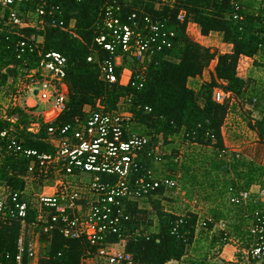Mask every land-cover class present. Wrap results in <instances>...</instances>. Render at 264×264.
<instances>
[{
    "label": "trees",
    "instance_id": "1",
    "mask_svg": "<svg viewBox=\"0 0 264 264\" xmlns=\"http://www.w3.org/2000/svg\"><path fill=\"white\" fill-rule=\"evenodd\" d=\"M233 2L234 0H50L52 5L61 10V16L54 17L56 22L61 20L65 25L73 22V34L48 26L43 31L24 29L22 33L26 37H41L40 49L43 53L57 52L67 60L64 79L67 88L65 109L53 125L73 126L76 120L83 122L87 118L85 110L88 107L95 110L99 104L104 112H112L117 104L130 100L129 111L133 115L135 131L150 138L152 143L158 144L160 138L166 143L169 137L183 132L185 139L191 144L212 149V160L221 161L220 164L224 167L223 172L219 169L214 172L224 178L233 176L231 180H227L228 188L233 186L246 189L253 182L259 184L260 181H256V178H261L262 175L264 178V167L246 164L242 159L219 158V152L225 149L221 129L230 105L228 102L215 103L212 100L213 89L219 88L231 93L234 99L244 100L247 81L237 76L239 61L243 57L264 55V0L259 1L260 6L256 10L241 5L236 13ZM109 6L118 9L116 15L122 24L128 23V18L135 15L137 20L148 18L151 22L163 24L174 33L171 48L153 55L143 64L124 59L122 66L116 69L117 77L122 69H129L133 83L138 82L135 80H139L137 77L142 73L141 89H137V86H121L118 82L109 84L100 77L99 62L114 58L95 42L103 30L104 11ZM180 13L184 15L182 21L178 20ZM235 14L237 19H234ZM189 23L195 24L203 37L212 33L220 34L222 43L231 46V51H213L193 41L186 32ZM16 39L15 35L0 33L2 85L8 78L15 80L18 76L20 63L16 60ZM88 57L93 58L91 63L87 62ZM35 62L36 56L30 57L27 69H33ZM212 62L215 63L209 81L198 91L188 88V80L202 76ZM9 114L18 118L17 125L12 127L24 150L38 153L51 151L46 143L47 125L43 124L42 119H35L18 109L11 110ZM32 122H40L37 134L28 131ZM263 124L264 120L248 122L247 126L256 133L259 143L264 147ZM10 127L9 123L0 119V132ZM175 159L176 157L172 160L174 168L177 166ZM28 162L24 156L8 151L6 140L0 139V187H6L11 192H23ZM230 167L232 171L229 170ZM43 182L44 178L36 177L31 192L39 191ZM162 194L159 191L158 197ZM151 202L156 219L153 231L148 230L151 222L147 223L148 227H143L142 215L147 214V211L139 209L135 203H127L123 210L127 220L121 219V237L109 236L107 241L116 244L124 240V252L131 255L135 264H167L182 260L193 243L196 215H172L162 210L158 199ZM33 217L34 214H30L28 222ZM179 220L182 224L178 227V234L171 235L172 227ZM136 231L139 236L134 237L132 234ZM20 233L21 225L18 222L0 221V264H16L14 258ZM143 234H148V238ZM40 242L48 246L43 249L38 264H81L89 254L93 255L98 249L83 240H67L57 232L41 237ZM21 264H28L25 255Z\"/></svg>",
    "mask_w": 264,
    "mask_h": 264
},
{
    "label": "built area",
    "instance_id": "2",
    "mask_svg": "<svg viewBox=\"0 0 264 264\" xmlns=\"http://www.w3.org/2000/svg\"><path fill=\"white\" fill-rule=\"evenodd\" d=\"M246 1L234 0V12L239 11L241 3ZM116 12L118 9L112 6L105 8L103 30L95 40L98 47L114 56L99 62L100 77L109 84L118 82L121 86L141 89L142 73L137 77L139 80H135L138 82L133 83L129 69H122L119 77L116 69L122 66L124 59L143 64L153 55L171 48L174 33L148 18L137 20L135 15L128 18V23L122 24ZM56 15L61 16V10L50 0H0V33L17 37L14 46L16 60L20 63L16 79L8 78L11 83L7 80L4 85L0 84V119L11 126L0 132V139L6 140L8 151L29 160L23 192H11L0 187V221H16L21 225L14 258L16 264H21L24 255L28 264H38L43 249L48 246L40 239L53 232L67 240H83L97 246V251L84 261L135 264L131 255L124 252V240L111 244L107 238L113 235L121 237V219L127 220L123 215L127 203L138 205L141 201L157 197L159 191L178 190V183L157 175L156 166L163 162L160 142L154 144L150 138L135 131L133 115L129 111L130 100L120 102L112 112H104L99 104L95 110L88 107L85 110L87 118L83 122L76 120L73 126L53 125L65 109L67 60L57 52L43 53L40 49L42 38L35 35L26 37L22 30L43 31L48 26L73 34V22L68 25L61 20L56 22ZM183 16L180 13L178 20L182 21ZM237 18L235 14L234 19ZM194 28L196 25L189 23L187 34ZM33 56H36L35 66L27 69L29 58ZM92 61V57L87 58L88 63ZM212 65L213 62L209 68ZM212 100L217 104L228 102L231 105L234 97L215 88ZM39 105H50V108L41 113L32 112ZM251 105H256V99ZM16 109L42 119L47 125L49 153L21 147L12 127L17 125L18 118L9 114ZM48 113L53 116L45 120ZM30 126H40V122ZM28 131L37 134L39 130L28 128ZM182 138L187 146H196L185 139L183 133ZM219 153L222 160L242 159L239 152L227 148ZM175 162L179 163L180 157ZM34 176L44 178L42 187L35 193L31 192ZM226 194L232 206L246 208L253 203L258 207L246 215L249 219L246 241L232 237L222 223H215L211 218L200 219L194 214L197 217L195 231L206 230L209 225L211 230L220 229L219 257L230 244L242 246L236 249L233 260L211 264H264V186L252 184L246 189L230 186ZM30 214L34 217L28 222ZM181 224V220L174 224L171 235L178 234ZM132 235L139 236V233L136 231ZM143 235L148 238V234ZM167 264L190 263L180 260Z\"/></svg>",
    "mask_w": 264,
    "mask_h": 264
},
{
    "label": "rangeland",
    "instance_id": "3",
    "mask_svg": "<svg viewBox=\"0 0 264 264\" xmlns=\"http://www.w3.org/2000/svg\"><path fill=\"white\" fill-rule=\"evenodd\" d=\"M260 0H248L246 2H242L241 5L244 7L252 8L253 10H256L260 5ZM190 38L202 45V43L205 44V40L202 39V36H197V33L195 31V28L192 31H189ZM216 39V37L213 35L209 38L211 41L209 44L213 45L211 50H217L218 52L226 51V48L222 47L220 42H213ZM203 46V45H202ZM218 47V49H216ZM215 63V62H213ZM209 70V69H208ZM238 76L243 78L245 81H247V93L246 98L244 99L243 104L247 105V108L253 107L251 106V102L253 98L256 99V105H254V109L256 114L258 115L257 122L264 120V55L262 54L259 56L258 61H244L240 60L238 67ZM208 71H206V78L208 77ZM11 83V79H8V83ZM33 105V103H31ZM50 108V105L48 106H42L39 105L34 109L32 112L34 113H41L46 111ZM248 111V110H247ZM53 116V115H52ZM51 116V117H52ZM241 118L238 117V121L236 124V131L239 132V135L236 133V137L234 138L237 142L235 143V140L229 143L233 148H235L243 157L242 155H249L254 157V163L256 167H264V147L261 145L257 140L256 133L252 132L248 126L247 123L250 122L251 118L246 116V114H240ZM245 116V117H244ZM45 120H49L50 118H46L44 116ZM39 122H32L31 124H35ZM40 126H30V129L35 131L39 130ZM140 132V131H139ZM250 132V133H249ZM163 139L160 138V153L163 154V162L160 165V169L162 168V171L168 175H174L175 176H181V173L183 171V174L185 173V170L192 171L191 175L187 177V180L182 179L181 177L177 178V183L179 185L180 191H184L187 193L184 197L186 202L181 201V192L177 191H170L166 193L164 196H161L158 198V201L160 202V206L162 210L166 213L172 214V215H185L188 213H193L194 211L190 207V202L194 199L199 201V209L198 213L200 214V219L204 218H211L214 221H222L223 227L225 228L226 232H228L232 237H236L239 239H243L246 241L247 233H246V227L244 224V221L242 223L243 213L248 211L247 208H241L232 206L228 202V196L226 194L227 188H228V182L225 180L223 176L218 177L217 180L211 179L210 175L213 171L221 170L223 172L224 167L221 165V161L218 160H212V154L209 152H206L205 150L211 149V148H201L199 146H189L185 142H176L175 145L169 146L170 142L163 143ZM186 146H184V144ZM194 148V149H193ZM199 150H198V149ZM198 151L205 152L203 154L209 153V155H205L207 157L206 162L203 163L207 165V170L205 171V167H201L202 165H198L195 160L200 159L199 156L202 154ZM196 156L197 159L193 158L192 160H188L190 164H185V159L189 156ZM180 157V160H182V164L179 166H172L173 164V158L174 157ZM243 159V158H242ZM195 162V163H191ZM200 163H202L200 161ZM250 163V164H251ZM219 164V165H218ZM217 169H214V166ZM187 167V168H186ZM159 168V167H157ZM158 169H156L157 171ZM230 171L231 167L229 168ZM201 172H204V179H202L201 187L199 184V178H201ZM208 173V175H207ZM179 174V175H178ZM182 174V175H183ZM213 174V173H212ZM210 177L208 178V176ZM199 177V178H198ZM222 178V179H219ZM230 178V177H228ZM247 179L245 178V181ZM197 181V182H196ZM243 181V183L245 182ZM256 181H260V186H263V175L261 178H256ZM214 183L213 189L211 186V183ZM242 183V182H241ZM203 190L202 192H200ZM152 200H155L153 198H149L145 201L139 202L138 206L141 210H146L147 214L142 215L144 226L148 227V222H151V227L148 229L150 231H153L156 226V219L154 216V211L152 207ZM245 209V210H244ZM171 212V213H170ZM246 223V221H245ZM220 232L218 229H215L214 231L211 230H201L197 229L194 234L193 243L191 246L188 247L186 257L182 260L184 263H190V264H211L213 262H219V240H220ZM119 249V248H118Z\"/></svg>",
    "mask_w": 264,
    "mask_h": 264
},
{
    "label": "crops",
    "instance_id": "4",
    "mask_svg": "<svg viewBox=\"0 0 264 264\" xmlns=\"http://www.w3.org/2000/svg\"><path fill=\"white\" fill-rule=\"evenodd\" d=\"M195 27V26H194ZM195 31H196V33H197V36H200L201 34H200V32H199V28L196 26V28H195ZM215 36L216 37V39L213 41V42H215V43H217V42H220V44H221V46L222 47H224V48H226V51H221V53H229L230 51H231V46H229V45H225V44H223L222 43V38H221V35L220 34H218V33H212V34H210L209 36H207V37H203L202 36V39L203 40H205V44L204 43H202V45L204 46V47H207V48H212L213 47V45H211V44H209L211 41L209 40V38L210 37H212V36ZM190 37V36H189ZM216 49H218V47L216 48ZM258 58H259V56H256V57H254V58H245V57H243V58H241L240 60H244V61H252V62H254V61H258ZM213 67H214V63H213V65H212V67L211 68H208L206 71H208V77L206 78V76H205V74H206V71H204V73L202 74V76H200V77H195V78H191V79H189L188 80V82H187V86H188V88H190V89H192V90H194V91H198L199 90V88L204 84V83H206V82H208L209 81V79H210V75H211V73H212V71H213ZM237 75H238V73H237ZM238 77H240V76H238ZM241 78V77H240ZM243 79V78H242ZM243 102H244V100H241V99H238V98H235L234 99V101L231 103V105H230V108H229V111H228V113H227V116H226V118H225V122H224V125H223V127H222V129H221V134H222V138H223V142H224V146H225V148H227V149H229L230 151H234V152H238L235 148H233V146H231L229 143H234V142H232L233 140H235L234 138L236 137V133L239 135V132L238 131H236V122L238 121V117H240L241 118V116H240V114H246V116H248L249 118H251V119H253V120H251L250 122L251 123H254V122H256L257 121V119H258V115L256 114V112H255V110H252V109H254L253 107H249V108H247V105H244L243 104ZM252 106V105H251ZM252 108V109H251ZM248 110V111H247ZM46 117H48V118H50L51 117V115H48V114H46L45 115ZM245 117V116H244ZM242 119V118H241ZM182 133L183 132H179L178 134H175V135H173V136H171V137H169L168 139H167V141L168 142H170V144H169V146H172V145H175L176 144V142H183V138H182ZM250 133V132H249ZM257 136V135H256ZM256 141H258V138H257V140ZM237 141L235 140V143H236ZM259 142V141H258ZM184 144V143H183ZM184 146H186L185 144H184ZM186 147H189V146H186ZM196 147V146H195ZM201 148H203V147H201ZM194 149V148H193ZM198 149V148H197ZM199 150V149H198ZM206 152H209V153H211L212 155H213V151H212V149H208V150H205ZM198 152H200L202 155L201 156H199V158L200 159H197V157L196 156H189L188 158H186L185 159V164L184 165H188V164H190V162H188V160H192L193 158H195V159H197V160H195L197 163L199 162V166L200 165H202L201 167H205V171L208 169L207 168V165L206 164H204L203 162L205 161L206 162V160H207V157L205 156V155H209V153H207V154H203V153H205V152H201V151H198ZM210 154V155H211ZM210 155L208 156V157H210ZM243 157V159H242V161H244V163H246V164H250L251 162L252 163H254V157H253V155H252V157L251 156H247V155H242ZM178 157V156H177ZM176 157V158H177ZM200 161L202 162V163H200ZM192 163V162H191ZM251 163V164H252ZM182 164V160H180V162L179 163H177V166L179 165H181ZM204 164V165H203ZM255 165V164H254ZM156 167H159V168H157L158 170L156 171V173H157V175H162V176H166V177H170V178H173V180H176L177 181V178L178 177H181L182 176V179H186L187 180V177L189 176V175H191V173H192V171H189V170H185V173L183 174V171H182V173H181V176H175L176 174H174V175H168V174H166V173H164L163 171H162V168L160 169V165L159 166H156ZM208 171V170H207ZM213 173V174H212ZM210 175H212L211 176V179H215V180H217L218 179V177H221V175L218 173V172H212ZM183 174V175H182ZM204 172H201V178H199L198 180H199V186L201 187V185H203L202 184V179H204L205 177H204ZM179 175V174H178ZM210 175L208 176V178L210 177ZM233 178V176H230V178H225V180H231ZM219 179H222V178H219ZM178 182V181H177ZM197 182V181H196ZM214 185V183L212 182L211 183V186H212V189L214 188L213 187V185ZM252 184H257V182H253ZM251 184V185H252ZM178 187H179V185H178ZM174 191H177V192H181L180 191V188H178V190H174ZM203 190H201L200 192H202ZM168 192H170V191H166L165 193H163L161 196H164L166 193H168ZM187 193H185L184 191H182L181 193H180V196H181V201H183V202H186V203H188L187 201H185V199H184V197H185V195H186ZM161 196H157L158 198H160ZM151 198H153V199H158V198H156V197H151ZM190 207H191V209L194 211L192 214H197V216H199L200 217V214L198 213V209H199V201L198 200H196V199H194V200H192L190 203ZM195 205V206H194ZM248 207L249 208H251V209H249L248 210ZM258 207V204H250L249 206H247L246 208H247V210L248 211H246L245 209V212L242 214L243 215V217H241L242 218V223H243V221H244V224H245V226H247L246 227V233H247V235H248V222H249V219L246 217V215L248 214V213H250L253 209H255V208H257ZM241 209V208H240ZM171 213V212H170ZM177 216V215H176ZM179 216H182V215H179ZM245 221H246V223H245ZM215 223H222V221L221 220H219V221H214ZM208 230H211V228H208ZM218 230H220V229H218ZM211 231H214V230H211ZM240 240H243V239H240ZM242 246H239V245H235V244H230L229 246H226L225 248H224V250H223V252H222V254L220 255V257H219V259H220V261H222V260H233L234 259V255H235V252H236V249H239V248H241ZM186 256H184L183 257V259L185 258ZM182 259V260H183ZM84 261V260H83ZM82 261V262H83ZM219 261V262H220ZM82 264V263H81ZM83 264H94V261H92V260H87V261H84L83 262Z\"/></svg>",
    "mask_w": 264,
    "mask_h": 264
},
{
    "label": "bare ground",
    "instance_id": "5",
    "mask_svg": "<svg viewBox=\"0 0 264 264\" xmlns=\"http://www.w3.org/2000/svg\"><path fill=\"white\" fill-rule=\"evenodd\" d=\"M48 115H51V116H52V114H51V113H48ZM46 118H48V117H46Z\"/></svg>",
    "mask_w": 264,
    "mask_h": 264
}]
</instances>
